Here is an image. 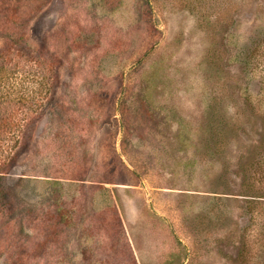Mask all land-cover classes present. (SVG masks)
I'll return each instance as SVG.
<instances>
[{"label": "rangeland", "instance_id": "rangeland-1", "mask_svg": "<svg viewBox=\"0 0 264 264\" xmlns=\"http://www.w3.org/2000/svg\"><path fill=\"white\" fill-rule=\"evenodd\" d=\"M20 1L0 264H264V0Z\"/></svg>", "mask_w": 264, "mask_h": 264}, {"label": "trees", "instance_id": "trees-1", "mask_svg": "<svg viewBox=\"0 0 264 264\" xmlns=\"http://www.w3.org/2000/svg\"><path fill=\"white\" fill-rule=\"evenodd\" d=\"M21 3L22 2L20 0H0V35L5 38L4 40H5V47H6L5 50H2L0 52V88L1 87L9 88L10 85L15 84L13 83L14 79H17L15 78V76L17 74L20 75L23 69L26 68V66L22 65L23 63L22 56L19 55L20 53L16 49V44H14L16 40L14 41L10 40L11 39L10 37L13 34L11 25H15V26L16 24L18 25L19 21L22 18ZM253 42L254 43L251 44V47L248 48L247 52L237 53V60L241 63V65L244 68H246V70H248L249 72L253 71L254 73L255 71H257L255 69L258 63L257 55L260 52H262V50H264V47H263L264 46V36L259 44H257L256 41H253ZM44 63L45 61L43 60V61H40L37 65L43 67L44 73L45 72L49 73V70H46ZM33 67H34L33 64H29V68H26V71H25L27 73L21 75V78L24 76L27 82L30 79L33 80L32 82L33 85L36 84L40 87H42V85L45 86L49 78L47 79L46 77H44L45 76L44 73H43V76L40 77V75L42 74H40V72L39 73L33 72L32 71ZM23 78H22V81H23ZM261 79H264V78L261 76ZM33 89H31L30 91L28 89V92L26 93L28 94V96H26L25 93L22 96H19L18 95L19 92L15 90H10L9 92H3L2 94L0 93V148L3 149V147L5 146L6 140L11 134L10 132L11 126L16 124L15 114L17 113H15L14 109L10 107L13 105V103L17 102L16 100H20L26 103L28 99L31 97L29 96V94H32V92L34 91ZM261 102L262 104H264V96H261L259 103ZM29 104L31 103L29 102ZM12 115H14V118H12ZM261 147H263L261 148L262 150L261 153L262 155H264V141ZM1 155H2V150L0 149V178H1V175L2 176L4 175V173L7 174V169L9 168V166L11 167L12 166L11 163H13V161L11 162L10 160L7 161L6 160L7 157L3 158ZM258 156L260 155L258 154ZM260 161H264V156L259 157V161L256 162L258 167H255V169L256 170L257 168L261 169L263 173L262 171L260 173L264 175V162H260ZM251 170L252 168L249 171L248 179H246L247 185L245 187L249 189L248 191H250V193H252L251 203L254 204L256 203V201H259L260 199L264 198V181H261L263 176L262 178L258 177V173L257 175L254 176L252 175ZM1 192H2V188L0 186V194ZM11 212H12L11 210L7 209L3 205H2V208L0 207V225L4 226L5 224L10 222L11 218L9 217V214H11ZM6 228L7 227H2L0 230H6ZM245 254L246 253H244V255ZM244 258L246 259V256H244Z\"/></svg>", "mask_w": 264, "mask_h": 264}]
</instances>
